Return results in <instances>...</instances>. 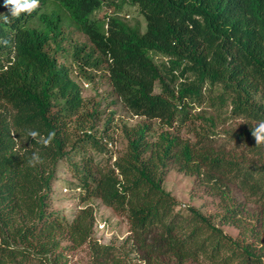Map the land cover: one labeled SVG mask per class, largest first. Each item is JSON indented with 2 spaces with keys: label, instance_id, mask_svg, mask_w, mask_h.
I'll return each mask as SVG.
<instances>
[{
  "label": "trees",
  "instance_id": "obj_1",
  "mask_svg": "<svg viewBox=\"0 0 264 264\" xmlns=\"http://www.w3.org/2000/svg\"><path fill=\"white\" fill-rule=\"evenodd\" d=\"M125 4L132 26L117 12ZM104 6L113 12L100 31ZM97 75L113 105L140 118L121 123L114 159L115 111L103 118L83 96ZM260 121L264 0H39L18 18L0 0V264H71L83 247L85 264H264ZM60 163L79 204L123 217L120 244L98 238L92 205L68 217L52 208ZM171 166L214 212L181 207L164 187Z\"/></svg>",
  "mask_w": 264,
  "mask_h": 264
},
{
  "label": "rangeland",
  "instance_id": "obj_2",
  "mask_svg": "<svg viewBox=\"0 0 264 264\" xmlns=\"http://www.w3.org/2000/svg\"><path fill=\"white\" fill-rule=\"evenodd\" d=\"M113 9L106 6L102 7L99 11L94 13V17L100 20V31H104L105 22L109 15H111ZM119 16L127 22L129 25H133L136 20L140 21L136 15V12L128 5H123L122 8L117 11ZM141 29L144 27V22H140ZM80 41L83 38L79 37ZM93 83L85 82L88 84L87 87L83 88L84 97H94L96 101L100 103L99 109L104 111L103 118L107 117L111 111H115V126L113 134V128L108 131V135L113 136L114 143L112 145L113 149H117V152H121L125 147V141L122 138L121 133V123H125L128 126L134 125L140 121V118L131 116L129 113L124 111L120 106L114 104V96L111 94L109 86L106 84V78L99 79V75L93 78ZM83 85V84H82ZM158 88H154V92H158ZM121 121V122H120ZM239 123V122H238ZM236 121L226 122L227 128L231 125L238 127ZM104 156L98 155L94 158L95 163H100L102 165L104 161ZM171 171L166 174L164 178V187L169 190L173 196H175L179 202L182 204L181 207L194 206L200 208L204 212H214L216 210V200L209 197L203 189L196 187L193 183V178L186 176L182 173L174 171L175 169L171 166ZM68 183H74L71 176L66 171L64 163H60L58 166L57 179L54 181L53 191H52V201L53 209L61 211L65 216H70L71 213L78 208L84 207L86 205H92L96 211V223L107 224V228L100 232H96L98 238L104 243L111 241L115 244H120L128 234L127 224L123 217L118 216L112 212L111 209L101 205L99 200H90L85 204H79L77 199L78 192L77 189H72ZM63 189H66L63 192ZM71 189V190H70ZM223 230L231 235L236 233V230L225 226ZM71 256V264H85L87 262V248L83 247Z\"/></svg>",
  "mask_w": 264,
  "mask_h": 264
},
{
  "label": "clouds",
  "instance_id": "obj_3",
  "mask_svg": "<svg viewBox=\"0 0 264 264\" xmlns=\"http://www.w3.org/2000/svg\"><path fill=\"white\" fill-rule=\"evenodd\" d=\"M4 7L9 9L11 17L18 18L22 13L31 14L32 12H34L39 7V0H4ZM4 19L5 22H8V16L4 15ZM87 85V83L83 84L85 88L87 87ZM28 135L32 138H36L38 136V133L33 131L29 132ZM52 135L53 134H49V140H45V144L50 142V138ZM251 136L255 141V145L264 144V121L258 122L257 126L251 129ZM107 148L112 151L110 155L111 159H114V153L117 152V149L115 150L113 148H109L108 145ZM37 163H42V160L38 154H33L30 164L35 166V164ZM64 190L66 191V189H63V192H65ZM76 192H78V189ZM100 224L104 223H96V227ZM104 228H107V224H104ZM104 228L101 230L97 228V230L102 231L104 230Z\"/></svg>",
  "mask_w": 264,
  "mask_h": 264
},
{
  "label": "built area",
  "instance_id": "obj_4",
  "mask_svg": "<svg viewBox=\"0 0 264 264\" xmlns=\"http://www.w3.org/2000/svg\"><path fill=\"white\" fill-rule=\"evenodd\" d=\"M108 147H109V148H112V145H111V144H108ZM64 191H65V190H64ZM97 228L100 229V230L103 229V228H104V224H100V225H98Z\"/></svg>",
  "mask_w": 264,
  "mask_h": 264
}]
</instances>
